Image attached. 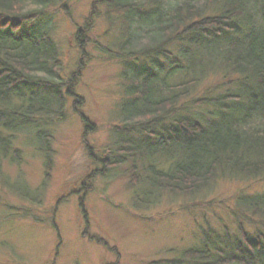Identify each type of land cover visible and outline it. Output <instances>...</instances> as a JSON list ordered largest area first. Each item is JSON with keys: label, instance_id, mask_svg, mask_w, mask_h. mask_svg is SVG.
<instances>
[{"label": "trees", "instance_id": "16d2710c", "mask_svg": "<svg viewBox=\"0 0 264 264\" xmlns=\"http://www.w3.org/2000/svg\"><path fill=\"white\" fill-rule=\"evenodd\" d=\"M54 1L0 0V161H17L16 136L63 118L74 96L75 77L60 81L59 49L45 23L25 29ZM99 5L110 26L121 24L104 51L126 65V98L114 147L98 162H131L125 175L135 205L196 195L219 177L263 175L264 0H97L92 11ZM76 35L84 38L80 28ZM126 60L143 65L132 70ZM218 75L220 85L200 91ZM35 134L49 168V136ZM232 215L240 240L203 235L150 264H264V234L250 239L243 228L254 219L264 228V194L237 195Z\"/></svg>", "mask_w": 264, "mask_h": 264}, {"label": "rangeland", "instance_id": "374dc122", "mask_svg": "<svg viewBox=\"0 0 264 264\" xmlns=\"http://www.w3.org/2000/svg\"><path fill=\"white\" fill-rule=\"evenodd\" d=\"M94 1L56 0L44 18L25 24L29 30L45 23L59 49L60 81L75 77L74 96L66 97L63 118L16 136L17 161H0V264H150L197 246L203 235L240 240L235 197L264 194V174L219 177L196 195H166L145 208L135 205L128 185L131 162L115 169L98 162L122 125L126 65L104 51L121 24H108L103 5L92 11ZM86 19L89 30L82 27ZM79 28L84 38L76 35ZM219 77H208L200 91L220 85ZM38 130L49 136V168ZM258 225L243 221L250 239L264 234Z\"/></svg>", "mask_w": 264, "mask_h": 264}]
</instances>
